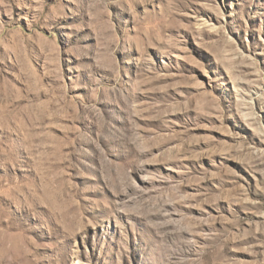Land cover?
<instances>
[{
    "label": "rangeland",
    "instance_id": "rangeland-1",
    "mask_svg": "<svg viewBox=\"0 0 264 264\" xmlns=\"http://www.w3.org/2000/svg\"><path fill=\"white\" fill-rule=\"evenodd\" d=\"M0 264H264V0H0Z\"/></svg>",
    "mask_w": 264,
    "mask_h": 264
}]
</instances>
